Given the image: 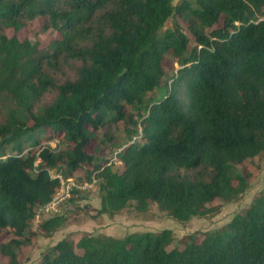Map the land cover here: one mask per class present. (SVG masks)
Wrapping results in <instances>:
<instances>
[{
    "label": "trees",
    "instance_id": "16d2710c",
    "mask_svg": "<svg viewBox=\"0 0 264 264\" xmlns=\"http://www.w3.org/2000/svg\"><path fill=\"white\" fill-rule=\"evenodd\" d=\"M39 18L60 34L48 48L18 36ZM166 57L179 65L170 74ZM121 122L117 170L96 153ZM263 151L264 0H0V237H9L0 253L9 264L60 186L51 171L95 175L101 212L156 202L187 221L216 199H238L248 182L233 164ZM173 241L170 229L85 234L58 241L41 264H264V189L202 241L189 235L169 249Z\"/></svg>",
    "mask_w": 264,
    "mask_h": 264
},
{
    "label": "rangeland",
    "instance_id": "374dc122",
    "mask_svg": "<svg viewBox=\"0 0 264 264\" xmlns=\"http://www.w3.org/2000/svg\"><path fill=\"white\" fill-rule=\"evenodd\" d=\"M179 1L174 0V3ZM176 17L183 26L182 28L189 34L191 41L194 42L186 21L180 16ZM43 24L44 19L39 18L33 21L30 26L18 31V36L21 39L38 40L42 48H48L55 38L60 37V34L51 29L44 31ZM172 24V19H170L166 23V27H172ZM8 34L12 35L13 31L8 30ZM164 67L167 74H170L173 70L176 71L179 65L177 62H173L171 58L166 57ZM51 98L52 95L49 94L44 98V101L48 102ZM119 126H114L109 131L116 139L108 145L101 143L97 149L96 155L107 159L108 162L114 160L116 151L120 152L124 148L123 146H112L113 142H121L122 138L125 137V125L121 122ZM134 139L139 140L140 137L137 136ZM51 142L52 145H55L56 140ZM99 142V140H93L87 149L93 151L92 145ZM30 148L32 147H27L25 152ZM112 163H115L117 170L124 168L123 162L119 159L114 160ZM53 172L57 173L56 171ZM233 172L236 175L246 177L248 182L247 187L238 199L231 201L216 199L209 204L212 210L208 214L197 215L187 221H180L160 208L156 202H152L146 211L138 210L135 204L131 203L115 213L101 212L102 202L96 181L88 180L85 177L84 169H78L68 177L80 183L81 187L74 188L70 193V197L64 203H61L60 211L56 213L59 219L56 220L55 226L50 230L43 229L40 223L43 219L51 217L52 213L40 214L39 220L36 217L33 219L31 227L33 235L29 242H26L20 249L18 264H41L43 255L58 241L68 239L77 242L85 234L108 235L118 238L135 231L160 232L164 229H170L173 232L174 241L168 247L169 249L183 247V239L189 235L200 242L207 233L221 229L236 215L243 214L254 201V198L263 192L264 151L245 162L233 164ZM235 184H237V181H235ZM8 238L3 233L0 240ZM0 264H9V258L1 253Z\"/></svg>",
    "mask_w": 264,
    "mask_h": 264
},
{
    "label": "built area",
    "instance_id": "2783aa9c",
    "mask_svg": "<svg viewBox=\"0 0 264 264\" xmlns=\"http://www.w3.org/2000/svg\"><path fill=\"white\" fill-rule=\"evenodd\" d=\"M119 151H116V157H114V160L119 159L117 157ZM114 160L109 161L112 163ZM51 176L53 178H58L60 179V186L55 193L52 201H50L48 204L45 206L39 208L36 212L35 217L39 220L40 214L41 215H46L47 213H52L53 215L56 214L58 211H60V205L61 203H64L69 197L70 193L74 188H79L81 187L80 183H77L74 181L72 178L69 177H63L59 173H54L51 171ZM93 181L97 183V179L95 178V175H93ZM42 222V221H41Z\"/></svg>",
    "mask_w": 264,
    "mask_h": 264
}]
</instances>
